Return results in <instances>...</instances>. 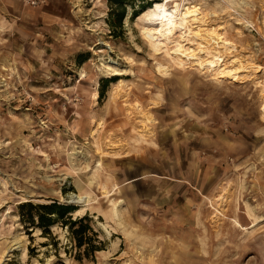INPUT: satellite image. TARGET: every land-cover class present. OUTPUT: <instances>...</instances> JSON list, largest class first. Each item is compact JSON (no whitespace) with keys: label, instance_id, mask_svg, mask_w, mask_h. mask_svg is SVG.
I'll return each instance as SVG.
<instances>
[{"label":"rangeland","instance_id":"1","mask_svg":"<svg viewBox=\"0 0 264 264\" xmlns=\"http://www.w3.org/2000/svg\"><path fill=\"white\" fill-rule=\"evenodd\" d=\"M121 4L117 25L111 0H0V264H264V71L219 80L150 35L193 8L264 67V0ZM53 201L102 248L19 207Z\"/></svg>","mask_w":264,"mask_h":264},{"label":"bare ground","instance_id":"2","mask_svg":"<svg viewBox=\"0 0 264 264\" xmlns=\"http://www.w3.org/2000/svg\"><path fill=\"white\" fill-rule=\"evenodd\" d=\"M198 16H200V12L198 13V11L193 8H188L185 13H182L181 11L178 19L174 21H172L169 16H163L156 26L150 30V35L153 38L163 41L165 40L171 46L179 45L180 51L178 52V57L180 59L178 62H180V64H183V62L187 60L188 62L190 61V63L195 62L194 64H199L200 68H206L209 70L212 66L211 64L213 63L215 65L213 75L217 79L229 76L234 80H242L245 75L248 76L250 68L251 70H254V72H259L261 69L264 71V67L262 65L254 63V61H252L253 59L251 60L241 55L235 57L234 59H227L226 57V59L221 58L224 51L223 49L227 46L225 33L221 30L222 27H217L214 24L208 26L205 23H201L198 27H196V25L192 22ZM192 17H194V19H191ZM108 68L111 67L108 66ZM114 69L118 74L125 73L126 71V69ZM119 82V85H121V80ZM257 82H259L258 84L261 88V96L263 99L261 111L262 116L264 117V79H260ZM138 111L139 116L141 115L139 118L142 121L140 133L142 137H144L150 129L148 128V122L153 120V114L149 110H145L140 107H138ZM100 123L101 122H99L98 125ZM218 195V198L221 199L224 197V191L220 192ZM78 199V201L82 203L89 201L88 197H79Z\"/></svg>","mask_w":264,"mask_h":264},{"label":"trees","instance_id":"3","mask_svg":"<svg viewBox=\"0 0 264 264\" xmlns=\"http://www.w3.org/2000/svg\"><path fill=\"white\" fill-rule=\"evenodd\" d=\"M111 1L116 2L119 5L117 10H110L111 19L115 16V24L121 25V21L125 15V7L121 4L123 0ZM102 91L103 88H101V92ZM19 207L27 209L28 215L26 216V220L31 224L46 228L57 219H60L64 224H67L75 246L78 247L79 250L82 249V253L86 256L93 254L95 250L102 248V239L99 238L97 230L91 226L87 216L81 215L71 218V214H68V212L73 209L71 204L57 201L37 204L27 202L21 203ZM32 209L36 211L35 216L31 211Z\"/></svg>","mask_w":264,"mask_h":264}]
</instances>
